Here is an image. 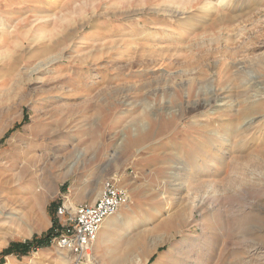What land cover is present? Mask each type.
<instances>
[{"label": "rangeland", "instance_id": "1", "mask_svg": "<svg viewBox=\"0 0 264 264\" xmlns=\"http://www.w3.org/2000/svg\"><path fill=\"white\" fill-rule=\"evenodd\" d=\"M109 182L92 264H264V0H0V264H72L1 252Z\"/></svg>", "mask_w": 264, "mask_h": 264}, {"label": "built area", "instance_id": "2", "mask_svg": "<svg viewBox=\"0 0 264 264\" xmlns=\"http://www.w3.org/2000/svg\"><path fill=\"white\" fill-rule=\"evenodd\" d=\"M129 201V193L115 183L105 185L92 204H69L57 207V226H53L50 243L72 255V264H92L94 246L104 221L115 215Z\"/></svg>", "mask_w": 264, "mask_h": 264}, {"label": "bare ground", "instance_id": "3", "mask_svg": "<svg viewBox=\"0 0 264 264\" xmlns=\"http://www.w3.org/2000/svg\"><path fill=\"white\" fill-rule=\"evenodd\" d=\"M250 97V96H249ZM257 97V96H256ZM251 99V98H250ZM219 100V99H218ZM251 101V100H250ZM225 102V101H224ZM226 104V103H225ZM220 106L224 105V103L222 104H219ZM258 109V106L256 105L255 102H253L251 105H248L246 106L245 108H243V111H241V115L242 117H249L251 116L252 114L255 113V110ZM242 120V119H241ZM236 122V121H235ZM245 122V121H244ZM233 123V122H232ZM231 123V124H232ZM236 124V123H235ZM232 127V126H231ZM241 128V126H238ZM234 128V127H233ZM226 130V129H225ZM237 130V128H236ZM243 130V129H242ZM235 133V132H234ZM240 133V132H239ZM227 136L230 135L229 133H226ZM238 135V134H237ZM223 142L227 140V138H225L223 136ZM222 142V144H223ZM240 143V142H239ZM238 144V143H237ZM198 149V148H197ZM208 151V150H207ZM197 152V151H196ZM209 152V151H208ZM213 154V153H212ZM205 155V154H204ZM262 155V154H261ZM210 156V155H209ZM79 157V156H78ZM212 157V155H211ZM214 157V155H213ZM197 158V157H196ZM194 158V160L196 159ZM218 158V157H217ZM216 158V159H217ZM197 160V159H196ZM222 160V159H221ZM63 164V163H62ZM213 164V163H212ZM182 168V169H180ZM187 168V167H186ZM178 169H180L179 171L181 170H185L184 166H181V167H178ZM226 169V168H225ZM207 173L209 174V176H211L213 174V171L210 169V167L207 168ZM178 171V173H179ZM187 171V170H185ZM219 171V169H218ZM187 173V172H186ZM183 174V173H182ZM215 174V173H214ZM198 176V175H197ZM5 181V180H4ZM211 183V182H210ZM209 185V184H208ZM214 189V186L212 185V187ZM46 192V191H45ZM45 196L46 194L43 193V192H38L37 190H33L31 195L29 196V199H28V203L30 204V209H31V212H35V209L38 207V208H42L44 202H45ZM100 197V196H99ZM98 197V198H99ZM20 198V197H19ZM97 200V199H96ZM95 200V201H96ZM22 201V200H21ZM94 201V202H95ZM93 202V203H94ZM130 208V207H129ZM132 209V208H131ZM38 210V209H37ZM36 210V211H37ZM40 210V209H39ZM42 211V210H41ZM40 212V211H39ZM120 211H118L114 216H110L109 218H107L103 225H102V228H101V231L99 233V238L97 240V245L98 247H101V246H104L105 244H108L110 243L111 239L114 237L115 232L117 231H122V233L124 232H127L129 227H130V222L125 219V216H122L120 215L119 213ZM37 213V212H36ZM41 213V212H40ZM122 213V212H121ZM38 214V213H37ZM37 216V215H36ZM39 216V215H38ZM42 217V216H41ZM12 221L17 224L18 221L16 219H12ZM35 222V221H34ZM174 221L171 220V221H167L165 223L162 224L163 227L165 228H168V227H171L173 225ZM6 234V233H5ZM147 237V233L143 231V233L139 234L138 236V239L136 240H133L131 242V247L133 248L134 246L138 245V244H144V241H146V238ZM113 243V242H111ZM106 246V245H105ZM119 247V246H118ZM122 247V246H120ZM116 248V247H115ZM107 250V249H106ZM108 251V250H107ZM109 253V252H108ZM113 254V253H112ZM117 254V253H116ZM114 255V254H113ZM170 254H168L166 256V260H169L170 258ZM59 264V263H58Z\"/></svg>", "mask_w": 264, "mask_h": 264}, {"label": "trees", "instance_id": "4", "mask_svg": "<svg viewBox=\"0 0 264 264\" xmlns=\"http://www.w3.org/2000/svg\"><path fill=\"white\" fill-rule=\"evenodd\" d=\"M51 235H52V229L47 235L41 238H33L32 240L27 241V242L11 243L8 248L4 249L1 252V256L2 258H4L6 255L13 254V253L18 254V255H26L32 249L36 250L37 248L50 243Z\"/></svg>", "mask_w": 264, "mask_h": 264}]
</instances>
